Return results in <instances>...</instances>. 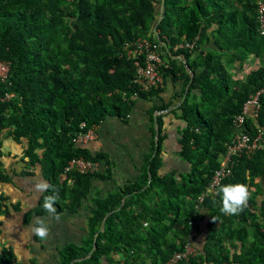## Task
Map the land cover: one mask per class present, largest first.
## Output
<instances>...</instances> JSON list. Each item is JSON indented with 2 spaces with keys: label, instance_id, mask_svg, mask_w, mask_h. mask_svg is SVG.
Returning <instances> with one entry per match:
<instances>
[{
  "label": "trees",
  "instance_id": "obj_1",
  "mask_svg": "<svg viewBox=\"0 0 264 264\" xmlns=\"http://www.w3.org/2000/svg\"><path fill=\"white\" fill-rule=\"evenodd\" d=\"M162 2L0 0V59L10 64L7 77L0 80V138L25 140L24 162L42 171L50 185L30 213L46 214L44 197L53 189L58 192L54 205L59 210L76 211L91 193V178H110L108 156L93 153L82 140L108 116L126 117L135 93L148 98L161 91L162 87L141 91L135 83V62L143 55L135 58L129 50H136L139 40L158 45L168 65L161 67L164 83L181 72L184 95L192 78L176 108L185 125L180 153L189 170L179 175L160 173L165 136L163 115H157L159 134L153 139L143 177L95 199L84 244L64 247L60 264L85 257L94 244L88 258L73 264H165L175 251L184 249L191 221L197 249L204 207L210 234L203 250L178 264H264V200L258 205L264 195V145L251 154H236L231 174L211 196L199 201L236 136V116L251 96L264 89V13L260 12L264 0H164L161 10ZM251 57L256 58L254 67L249 65ZM235 64L245 77H233L229 68ZM259 101L258 115L252 108L245 116L244 131L251 139L264 130V91ZM75 157L104 161L105 172L65 173ZM149 171L151 184L141 190L149 181ZM5 175L0 170L1 181ZM237 183L247 186L248 205L239 215H226L218 189ZM3 204L0 201V216ZM1 226L0 219V233ZM0 264H15L9 248L1 250Z\"/></svg>",
  "mask_w": 264,
  "mask_h": 264
},
{
  "label": "crops",
  "instance_id": "obj_2",
  "mask_svg": "<svg viewBox=\"0 0 264 264\" xmlns=\"http://www.w3.org/2000/svg\"><path fill=\"white\" fill-rule=\"evenodd\" d=\"M173 57L179 58V60L182 59V57L175 55ZM249 62H251L249 65L254 67L256 58L251 57ZM232 66L229 69L234 78L245 77L246 73L240 71L238 65ZM176 68L178 69V66ZM191 81L192 78L183 95L185 81L181 72H177L176 75L165 79L164 86L157 96L139 97L134 100V105L126 117L108 116L90 130L88 135L83 138L82 144L93 153H105L108 156L111 165V176L108 179L100 176L91 178V193L88 198L83 200L81 207L76 211H71L67 207L59 210L58 206L54 205L56 208L55 215L30 213L38 207L41 198L46 193V191L38 193L35 190V184L40 180H44L49 184V181L46 180V175H43L42 171L28 166L24 162V152L27 148L25 140L17 141L12 137L1 135L0 170L7 175H5V180H0V196H3L0 201L4 203V211L0 216L2 221L0 252L3 248H9L14 254L15 264H60L64 247L67 245H83L89 231L90 209L95 199L108 195L117 186L133 183L143 177L145 161L152 151L153 139H155L158 132V130L156 131L157 115H163L164 128L162 134L165 136L161 152L163 159L160 173L176 172V175H179L188 171L189 163L181 156V143L179 141L181 130L185 125L184 121L179 118L180 111L176 108L185 99ZM166 104L168 106L164 110L154 109L156 107L161 108ZM97 162V172L104 173L106 169L105 162ZM26 171H30L32 174L27 175ZM67 177V175H63V178ZM144 187L141 190L148 188L144 189ZM127 197L128 195L124 197L125 201ZM259 197L258 205L261 206L264 195ZM207 210L204 207L202 214L204 212L207 214ZM206 214L199 222L200 234L197 237L198 251L196 253L203 250V243L210 234ZM106 217L108 216L106 215ZM36 218L45 219L50 228L49 236L45 240L39 239L32 232ZM95 248L96 245L94 244L85 257L76 258L71 264L77 260L88 258ZM105 263L106 261H103L102 264Z\"/></svg>",
  "mask_w": 264,
  "mask_h": 264
},
{
  "label": "built area",
  "instance_id": "obj_3",
  "mask_svg": "<svg viewBox=\"0 0 264 264\" xmlns=\"http://www.w3.org/2000/svg\"><path fill=\"white\" fill-rule=\"evenodd\" d=\"M260 12L264 13V3H260ZM261 33L264 34V15L261 16ZM163 44V43H161ZM188 47H193L194 43H187ZM130 55L136 58L137 56L143 55L141 59H137L135 64L137 67V76L135 83L141 91H150L152 89H159L164 85V77L161 73L162 66H168L163 60L157 44H153L147 40H139L137 43V49L129 50ZM10 64L0 59V80L4 81L9 72ZM264 91L261 89L254 96H251L245 103L241 114L235 118V129L237 130L236 136L231 144L228 145L225 154L222 157L221 167L215 171L211 182L207 186L206 190L203 191L199 197V201L202 202L206 197L212 195V193L222 184V180L228 174L232 172V161L236 154L241 152H247L248 154L253 153L257 148L264 145V130H259L257 136L251 139V136L244 131L245 116L249 113L250 108H254V114L258 115V109L261 104L259 96ZM139 94L135 93L132 96L133 100L139 98ZM88 135V134H87ZM86 135V136H87ZM73 170L80 171L82 173H93L98 170V162L87 160L83 157H75L69 161L65 167L64 172L69 173ZM200 209V208H198ZM193 226L188 237L184 249L175 251L174 255L165 264H178V262L189 256L196 255L197 249L193 245V240L196 235L195 222L191 221Z\"/></svg>",
  "mask_w": 264,
  "mask_h": 264
},
{
  "label": "clouds",
  "instance_id": "obj_4",
  "mask_svg": "<svg viewBox=\"0 0 264 264\" xmlns=\"http://www.w3.org/2000/svg\"><path fill=\"white\" fill-rule=\"evenodd\" d=\"M2 60V59H1ZM50 185L40 180L35 184V190L38 193L47 191ZM221 194L222 207L221 211L226 215H239L248 205L250 193L243 183L227 184L218 189ZM58 199V192L53 189V194L44 197L43 209L50 215L56 214L54 204ZM215 219V218H214ZM33 234L41 240L47 239L50 228L43 218H36L32 227Z\"/></svg>",
  "mask_w": 264,
  "mask_h": 264
},
{
  "label": "water",
  "instance_id": "obj_5",
  "mask_svg": "<svg viewBox=\"0 0 264 264\" xmlns=\"http://www.w3.org/2000/svg\"><path fill=\"white\" fill-rule=\"evenodd\" d=\"M163 6H164V0H163V2H162V8H161V10H163ZM161 19H162V16L159 18L157 24L154 26V31H157V25H158V23L161 21ZM157 33H158V32H157ZM157 37H159V39H161V37H160L159 34H157ZM162 43H163L164 46L167 45V42H165V41H162ZM158 134H159V133L157 132V133H156V140H157V136H158ZM150 179H151V173H150ZM150 179H149V183L147 184L146 187H144V189L147 188V187L151 184V180H150ZM124 201H125V198H124V200H123L122 205H121L120 208H122V206H123V204H124ZM110 214H111V212H108V213H107V216H109ZM106 218H107V217H106ZM106 218H105V220H104V222H103V224H102V227H103V228H104V226H105V224H106Z\"/></svg>",
  "mask_w": 264,
  "mask_h": 264
},
{
  "label": "rangeland",
  "instance_id": "obj_6",
  "mask_svg": "<svg viewBox=\"0 0 264 264\" xmlns=\"http://www.w3.org/2000/svg\"><path fill=\"white\" fill-rule=\"evenodd\" d=\"M230 70V69H229ZM238 77V76H237ZM239 78V77H238ZM3 213V212H2Z\"/></svg>",
  "mask_w": 264,
  "mask_h": 264
}]
</instances>
